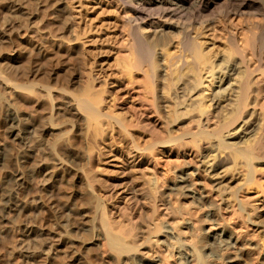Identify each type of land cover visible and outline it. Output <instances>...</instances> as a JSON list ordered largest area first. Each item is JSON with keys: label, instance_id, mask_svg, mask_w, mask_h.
<instances>
[{"label": "rangeland", "instance_id": "374dc122", "mask_svg": "<svg viewBox=\"0 0 264 264\" xmlns=\"http://www.w3.org/2000/svg\"><path fill=\"white\" fill-rule=\"evenodd\" d=\"M127 16L132 13L121 0H0V264H134L135 256L156 257L159 264H181L175 242L170 246L163 237L164 225L194 250L190 264H226L199 260L197 248L206 241L203 232L218 229L230 235L235 245L224 257L235 260L234 264H264V147L258 155L262 164L253 170L257 188L244 184L248 173L244 163L235 173L228 170L226 174L231 163L220 170L223 188L229 187L221 197L210 184L200 151L185 147L172 153L160 146L147 162L140 150L133 149L132 136L123 138L118 127L106 122L107 117L125 118L131 135L135 131L155 135L165 127L146 97L142 73L133 72V83L123 75L131 59ZM260 20L263 17L257 14H216L211 24L187 27L192 36L203 31L202 40L211 49L221 46L215 51L220 53L219 61L225 58L220 49L227 47L229 36L243 50L248 29ZM179 31L167 30L171 42L163 51H178ZM77 32H86L80 41H74ZM142 32L150 33L146 25ZM262 58L260 69H264V51ZM101 59L103 69L95 71L94 62ZM244 60L250 69L257 67L247 51ZM252 76L258 91L250 97L256 103L244 112L262 123L256 137L264 145V91H260L264 76L259 70ZM91 80L94 93L101 96L98 108L107 131L96 139L77 103ZM198 95L192 100L201 98ZM167 100L165 105L173 109ZM144 109L150 110L147 115ZM9 110L19 115L23 134L9 131ZM214 113L210 108V128L216 121ZM189 123L186 120L185 125ZM207 145L200 142L202 147ZM185 163L196 169V180L190 178L192 187L200 183L197 193L209 202L144 199L150 193L151 171L157 175L159 191L166 190L167 181H175L173 172L166 180L156 166L170 165L178 171ZM237 187L234 202L229 193ZM6 193L12 194L8 201ZM20 204L26 207L23 216L15 213ZM208 205H213V211ZM207 212L218 225L206 220ZM105 222L114 236L126 238L124 247L111 241Z\"/></svg>", "mask_w": 264, "mask_h": 264}, {"label": "bare ground", "instance_id": "6f19581e", "mask_svg": "<svg viewBox=\"0 0 264 264\" xmlns=\"http://www.w3.org/2000/svg\"><path fill=\"white\" fill-rule=\"evenodd\" d=\"M121 1L126 9L132 13V16L126 17L131 59L126 61L128 64H125L126 71H124L123 75L130 83H133L135 81L133 72L142 73L146 97L151 99V105L157 116L164 121L165 127L162 131H157L155 135L139 131H135L131 135L126 128L125 118L120 116L114 117V120H112V117H107L108 121L106 122H109L108 125H111L112 128L113 125L115 128L118 127V133L123 138L127 135L132 136L133 149L140 150L143 160L147 162L153 159L155 151L160 146H163V149L168 148L172 153L181 151L185 147L200 151L204 166L207 167L206 172L210 176V184L213 188L219 190L221 197L229 190V187L223 188L222 184L224 181L220 177L222 174L220 170L231 163L233 166L224 172L226 173V171L230 170L235 173L240 164L244 163L248 168V173L243 178L244 184L249 186L250 189H256L257 186L253 182V170L262 164L258 155L262 154L260 151L264 147L256 136L261 129L262 123L255 119L252 114L244 112V110L256 101L253 98L254 96L250 97V95L258 91L252 80L253 73L259 70L264 76V69H260L263 63L262 54L264 51V0ZM187 9L188 11H186ZM216 14L219 16L221 14L224 16H229L230 14L237 16L257 14L261 15L263 20H260L257 24L251 23L243 50L237 45L235 37L229 36L227 47L220 49L225 52V58L222 59L221 57L218 59L219 61H216V57L220 53L216 52L217 54H215V51L219 50L221 46H214L211 49L208 42L202 40L203 27L200 29L202 32H197L195 36H192L188 29L194 23L201 25L211 24ZM142 25H146L149 29L150 33L148 36L143 34ZM65 29V25H63L62 30L64 31ZM167 30H180L177 52L163 51L171 42V37ZM83 34L85 36L86 32H77L74 41H80ZM160 51L165 54H161ZM245 51L253 57L254 62L257 64L255 69H250L247 66L248 64L244 60ZM162 61L165 62L168 68L166 73ZM123 63H125L124 60ZM94 65L96 66L93 69L101 72L104 66V59L94 62ZM205 76L208 78L206 80L208 82L207 85L204 81ZM92 85L91 80L83 89L77 103L79 109L87 116L88 131L93 128L94 131L91 129L94 134L92 137L96 139L97 137H102L107 131H104L102 127L104 125L102 120L104 116L98 108L101 103V96L98 93H94ZM202 86H205L204 88L206 89H203ZM21 87L22 84H19L18 88L20 89ZM29 88H32V86ZM205 90H207L206 96L203 95ZM260 91H264V84L261 85ZM196 95L201 98L192 100ZM167 99H170L174 104L173 109L165 105L168 103ZM190 101L191 103H189ZM166 108L170 110L166 111ZM210 108L215 112L213 117L216 120L211 128L210 120L207 117ZM224 109L226 110L224 111ZM144 111L147 115L150 110L144 109ZM203 116H206L207 120L203 119ZM186 120H190L191 123L185 125ZM7 122L10 125L9 131L12 133H24L25 130L19 127L21 123L19 115L14 110L8 111ZM194 128L197 131H194ZM202 141H207L208 145L206 147L200 146ZM155 168L158 171L161 170L166 180L168 179V174L173 172L175 181L172 184L167 181L166 190L159 191L156 182L157 175L154 171H151L148 181L150 193L144 197L147 202H156L157 200L160 202H170L171 200L181 202L183 199H188L198 204L209 202L205 196H202L199 192L197 193L196 189H201L200 183L195 185L196 189L190 183V178L195 177L196 180V169H192L186 163L178 171H173L170 165L166 166L167 169L160 164ZM237 191L238 187L231 189L229 193L233 197L234 202L238 200ZM157 194H159L158 197L156 196ZM11 195V193L6 195L7 201ZM7 203L4 204L7 205ZM6 205H4L5 208ZM198 206L200 207V205ZM206 206L203 207L206 208ZM212 207L213 205H208L207 208L212 210L214 208ZM25 208L23 204H20L15 208V213L23 216ZM66 210L70 211V209ZM206 218V220L218 225L212 219V213H208ZM186 224L191 227L188 222ZM104 227L111 241L121 247L125 246L124 244L122 245L124 243L123 240L126 239L124 236H114L112 234V226L108 222L104 223ZM161 228V230H164L165 236L163 237L169 242L170 246L175 242L174 248H176V253L181 259L180 263L190 264L194 250L181 243L168 225H164ZM203 233L206 236V241H202L197 248L200 254L199 260L225 261L226 264H234L236 262L233 259L224 257V253L235 248L230 235L226 234L222 229L211 233L204 231ZM121 251L126 252L125 249H121ZM145 259L137 256L132 258V260H135L133 261L134 264L160 263V260L156 257L149 260Z\"/></svg>", "mask_w": 264, "mask_h": 264}]
</instances>
